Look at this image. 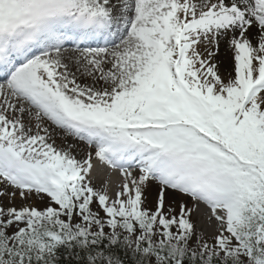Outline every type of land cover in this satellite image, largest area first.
I'll use <instances>...</instances> for the list:
<instances>
[{
    "label": "snow or ice",
    "instance_id": "obj_1",
    "mask_svg": "<svg viewBox=\"0 0 264 264\" xmlns=\"http://www.w3.org/2000/svg\"><path fill=\"white\" fill-rule=\"evenodd\" d=\"M0 80V264H264V0H0Z\"/></svg>",
    "mask_w": 264,
    "mask_h": 264
},
{
    "label": "rangeland",
    "instance_id": "obj_2",
    "mask_svg": "<svg viewBox=\"0 0 264 264\" xmlns=\"http://www.w3.org/2000/svg\"><path fill=\"white\" fill-rule=\"evenodd\" d=\"M218 67H219V70H220V73L222 74V76H224L225 78L228 76L229 73H232L233 72V69H230L229 67H221L220 65V61L218 59ZM28 117L25 116V120L27 121ZM55 142H56V145L58 147H63L65 149H67L68 147H65L64 144H62V141H58V139H54ZM83 151L85 152H81L79 153V150L76 151L75 148L71 149L72 150V154L75 155L78 159H84L86 158V155L89 151H92L94 153V149L93 148H89L87 145H83L82 144V147H81ZM93 160H95V158L93 157ZM107 171V170H106ZM99 172L100 174H97V175H94V179L91 180L92 181V184L94 187H96L97 189H103V188H107L108 191L110 193H115V191L118 189L116 187V182H117V177H115V175H113L114 173H112L110 170L108 172ZM112 185L113 188H110V186L108 185ZM119 183H117L118 185ZM3 185L0 184V187H2ZM116 187V188H115ZM11 191V189H9ZM119 190V189H118ZM178 194V199H176L175 201V204L173 205L177 212L179 211V205L181 203V201L189 204V206H191V200L190 198L184 196L183 194H180V193H177ZM146 195L148 196V206L149 207H154L155 206V196L154 194H152V192H146ZM0 202H2L4 205L6 206H10L9 205V199L8 197H2L0 198ZM29 201H23L19 198V196L17 195V198L15 199V201H13L12 203L15 204V206L19 207L21 206L22 204L24 203H28ZM31 203L33 204H36V205H41L43 203V201H40L38 199H36L35 197H33V199L30 201ZM198 223H201L203 224V222H201V217L199 216V214L195 215L193 217ZM211 233V229H209V234Z\"/></svg>",
    "mask_w": 264,
    "mask_h": 264
},
{
    "label": "bare ground",
    "instance_id": "obj_3",
    "mask_svg": "<svg viewBox=\"0 0 264 264\" xmlns=\"http://www.w3.org/2000/svg\"><path fill=\"white\" fill-rule=\"evenodd\" d=\"M68 55H71V52L68 53ZM219 61H220V65L221 67H229L230 69H233L234 65H233V56H232V53L230 50L227 49L226 46L222 45L221 47V52L219 53ZM82 82H90V79L88 80H83L82 79ZM34 123V122H33ZM45 123L48 124V126L50 127V130H51V135H52V138L53 139H58V141H62V144L65 145V147H69L71 146V149L75 148L76 151L79 150V153H83L85 151L81 150L82 148V144L83 145H87L86 142L84 141H79L77 140L76 138L74 137H71V136H68V137H65V133L56 128V126L52 125L50 121H45ZM101 171V170H100ZM119 178H123L120 175H118ZM153 194V193H152ZM178 194H177V199H178ZM200 217H201V222L204 223V217H203V214H199Z\"/></svg>",
    "mask_w": 264,
    "mask_h": 264
}]
</instances>
